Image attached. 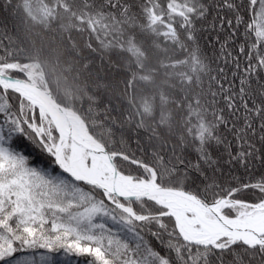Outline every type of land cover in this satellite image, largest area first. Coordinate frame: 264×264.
<instances>
[{"label": "snow or ice", "instance_id": "6c2138e0", "mask_svg": "<svg viewBox=\"0 0 264 264\" xmlns=\"http://www.w3.org/2000/svg\"><path fill=\"white\" fill-rule=\"evenodd\" d=\"M54 3L90 47L172 45L189 90L166 134L62 104L0 0V264H264V0Z\"/></svg>", "mask_w": 264, "mask_h": 264}, {"label": "trees", "instance_id": "16d2710c", "mask_svg": "<svg viewBox=\"0 0 264 264\" xmlns=\"http://www.w3.org/2000/svg\"><path fill=\"white\" fill-rule=\"evenodd\" d=\"M13 2L10 27L20 54L39 64L57 101L75 107L95 95L118 114L142 119L146 127L165 134L179 131L184 111L180 96L189 90L181 82L188 79L190 68L172 45L157 39L155 47L145 44L143 52L131 48L130 54L102 49L94 41L90 47L88 33L78 31L72 14L56 8L54 0ZM66 3L78 10V0ZM56 264H64L59 255Z\"/></svg>", "mask_w": 264, "mask_h": 264}, {"label": "rangeland", "instance_id": "374dc122", "mask_svg": "<svg viewBox=\"0 0 264 264\" xmlns=\"http://www.w3.org/2000/svg\"><path fill=\"white\" fill-rule=\"evenodd\" d=\"M31 65L33 67V70L37 73V75L39 76L40 80L42 81V75H41L42 71H41L40 67L38 66V64H35V63L32 64L31 63Z\"/></svg>", "mask_w": 264, "mask_h": 264}, {"label": "water", "instance_id": "95a60500", "mask_svg": "<svg viewBox=\"0 0 264 264\" xmlns=\"http://www.w3.org/2000/svg\"><path fill=\"white\" fill-rule=\"evenodd\" d=\"M44 86H45L46 90L49 92V94L52 96V98L57 101V99L55 98V96L52 94V91L50 89V86H49V84L47 83L46 80H44Z\"/></svg>", "mask_w": 264, "mask_h": 264}]
</instances>
